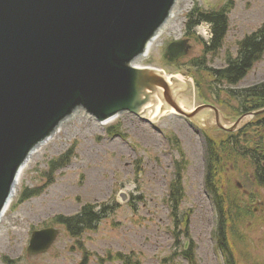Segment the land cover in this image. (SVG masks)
<instances>
[{"label": "rangeland", "instance_id": "rangeland-1", "mask_svg": "<svg viewBox=\"0 0 264 264\" xmlns=\"http://www.w3.org/2000/svg\"><path fill=\"white\" fill-rule=\"evenodd\" d=\"M229 1L181 0L172 23L168 24L170 28L153 44L140 66L161 69L170 75H191L195 86L196 80L203 79L190 66L194 59L205 63L208 69L227 68L228 60L239 54V43L264 25V0H233L229 29L218 52L207 51L203 42L185 37V28L187 14L195 6L203 11H216ZM210 32L207 24L196 31L207 42ZM183 39L190 40L189 55L169 64L165 59L168 46ZM262 84L264 54L238 85L224 84L220 92L217 88V93H222L217 101L206 90L211 101L207 102L196 87L195 106L213 104L230 120L227 126H232L240 116L236 95ZM228 101V106L223 107ZM195 124L173 114L163 115L151 123L132 114H124L107 125H100L83 113L69 119L20 177L14 200L0 223V264H6L5 257L11 264H82L85 260L87 264H124L115 259L118 254L131 258L133 264H227L229 255L215 238L219 234L215 201L205 184L206 138H219L223 133L218 130L215 119L207 121L206 127ZM117 127L118 133H109V128ZM173 138L180 141L181 152L173 146ZM71 148L74 157L69 164L51 173L50 162ZM177 161L188 162L182 179L185 198L180 215L191 212L188 252L194 255L193 262L183 255L187 237L178 239L174 235H180L184 229L181 225L177 227L167 204ZM246 186L239 179L233 180L231 192L239 188L245 191ZM26 191H36L39 195L21 203ZM252 192L256 194L252 214L249 212L253 217L240 225L236 247L229 253L236 264H264V191L249 190L248 200ZM89 204L95 205L99 212L104 204L113 209L109 208L94 228L79 239L70 237L63 226H50L59 216L79 215ZM51 227L61 230L56 243L46 254L28 257L32 232ZM230 241L233 244L231 238Z\"/></svg>", "mask_w": 264, "mask_h": 264}, {"label": "water", "instance_id": "water-1", "mask_svg": "<svg viewBox=\"0 0 264 264\" xmlns=\"http://www.w3.org/2000/svg\"><path fill=\"white\" fill-rule=\"evenodd\" d=\"M178 1L0 0V222L33 153L79 113L104 125L126 113L158 121L175 111L204 127L215 113L220 129L237 130L244 117L227 128L214 106L194 107L191 75L136 66ZM189 50L177 41L165 57L173 63ZM59 235L34 231L28 256L46 254Z\"/></svg>", "mask_w": 264, "mask_h": 264}, {"label": "trees", "instance_id": "trees-1", "mask_svg": "<svg viewBox=\"0 0 264 264\" xmlns=\"http://www.w3.org/2000/svg\"><path fill=\"white\" fill-rule=\"evenodd\" d=\"M233 8V0H230L224 4L220 10L216 11H203L200 7L195 6L191 12L187 15L186 23V36L192 37L196 41L203 42L205 50L218 52L222 49L228 29H229V14ZM208 24L211 27L212 37L209 42H206L203 38L197 35L196 28L202 24ZM239 54L237 58H230L228 60V66L222 70H213L208 69L205 63H200L199 59H194L190 62V66L195 71L196 74L200 75L203 79L196 80L197 88L201 91V96L207 102L209 101L206 90L209 94L216 98L220 99L222 88L224 84L229 86L238 85L254 67V65L260 61L264 54V25L254 34L245 38L239 43ZM215 92V93H214ZM237 94V92L231 91V94ZM240 96L237 94L236 99L239 101V112L240 114L247 113L251 111L252 108H264V84L256 86L253 89H249L241 92ZM234 99V98H233ZM229 102V101H228ZM109 128V133L114 134L118 133L119 127ZM233 135L224 134L221 138H232ZM173 146H175L179 152L182 151L180 147V141L176 138L171 139ZM74 157V150L71 148L65 155L59 159L53 160L49 164V169L51 173L57 172L58 170L66 167L71 158ZM181 157L185 159L184 153H181ZM246 161V156L244 153L238 155H225L220 152L219 145L216 140L208 137L207 138V175H206V188L209 193L213 196L218 213V232L216 239L218 240L221 247L228 253L227 264H236L234 256L233 261L230 258V252L235 246L237 240V232L242 223L249 220L253 217L249 215V212L252 214V204L253 199L256 197L255 192H252L251 200L246 198L249 190L260 191L264 184V174L263 167L259 164V174H253V178L248 177L247 174L240 175L242 183L244 186H250L249 189L245 187V191L237 189L233 191L234 187L232 186V180L235 178L237 172L246 169V163L244 164L245 168L240 164L241 162ZM188 165L187 161L175 163V177L172 180L169 187V194L167 199V204L171 210L172 219L177 222V227L181 225L184 229L180 235L174 233L175 237L180 239L182 236L189 238V219L190 213L185 215H180V209L185 198V190L183 186V175L185 174L186 167ZM255 179V181H254ZM263 190V189H262ZM238 193V194H237ZM237 194V196H235ZM38 192L30 191L25 192L21 203L24 201L38 196ZM248 200V201H246ZM252 201V202H251ZM119 204L116 202L115 207L118 208ZM110 205H103L102 211H97L95 205L89 204L86 205L82 213L74 217H64L59 216L52 220L50 226H63L66 230V233L74 238L79 239L82 237V234L86 231L92 230L94 225L97 224L101 219L102 215L106 214L109 210ZM113 209V208H110ZM178 220H183V223L178 222ZM235 236V237H233ZM237 236V237H236ZM233 237V238H232ZM231 241L229 243V239ZM190 262H193L194 255L190 252L185 253ZM233 255V254H232ZM85 258L88 257V254L84 253ZM116 260L123 262L124 264H133L131 258L123 254H118L115 257ZM237 259V258H236ZM6 264H11L12 262L8 258H4ZM88 260H85L82 264H87Z\"/></svg>", "mask_w": 264, "mask_h": 264}, {"label": "flooded vegetation", "instance_id": "flooded-vegetation-1", "mask_svg": "<svg viewBox=\"0 0 264 264\" xmlns=\"http://www.w3.org/2000/svg\"><path fill=\"white\" fill-rule=\"evenodd\" d=\"M261 109L263 108H252L250 112ZM231 135H233L232 138H216L220 152L229 156L244 153L246 161L240 164L245 168L246 163L247 171L259 174L261 171L259 162L264 174V112L250 120L240 131Z\"/></svg>", "mask_w": 264, "mask_h": 264}, {"label": "bare ground", "instance_id": "bare-ground-1", "mask_svg": "<svg viewBox=\"0 0 264 264\" xmlns=\"http://www.w3.org/2000/svg\"><path fill=\"white\" fill-rule=\"evenodd\" d=\"M180 3H181V0L178 1V4H177V6H176V8H175V11H174V16H175V13H177L176 11H177V9H178ZM188 8H190V7H187V9H188ZM173 18H174V17H173ZM173 18H171V19L169 20V22L166 24L165 29H164V32H165L168 28H170V27L168 26V24L170 25V24L172 23ZM167 26H168V27H167ZM164 32H163V33H164ZM161 35H163V34H160V35L155 39V41L151 44V46H150V48H149V51H148V56H149V54H150V52H151V50H152V47H153V46L156 44V42L160 39ZM153 44H154V45H153ZM139 65H140L139 63L136 64L137 67H139ZM173 76H174V78L183 77L182 75H173ZM170 77H171V76H169V78H170ZM163 115H166V114H160V115H159V118H160L161 116H163ZM112 121H113V120H112ZM150 121H152V122H156L155 120H152V119H150ZM59 131H60V130H59ZM59 131H58L57 135L59 134ZM53 138H54V137H53ZM49 142H50V141H49ZM49 142H47L46 144H44L43 146H41L40 148H38V151H35V152L33 153V155H32L31 158H30L29 163H28L27 166L23 169L22 174L25 172V169L28 167V165L30 164V162H32L33 159H34L35 157H37V156L40 154V152L42 151V148L46 147V146L48 145ZM22 174H21V176H22ZM19 181H20V179H19ZM19 181H18V182H19ZM6 214H7V212H6ZM6 214H4V216H3V218L1 219V222H0V223H2V221H3V219H4V217H5Z\"/></svg>", "mask_w": 264, "mask_h": 264}]
</instances>
